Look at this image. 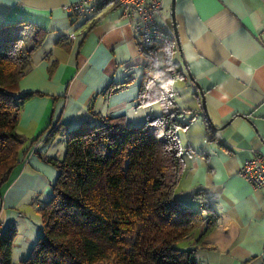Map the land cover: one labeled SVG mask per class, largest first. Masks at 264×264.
Wrapping results in <instances>:
<instances>
[{"label":"crops","instance_id":"obj_1","mask_svg":"<svg viewBox=\"0 0 264 264\" xmlns=\"http://www.w3.org/2000/svg\"><path fill=\"white\" fill-rule=\"evenodd\" d=\"M73 1L0 0V25L21 23L44 31L18 81L19 94L36 93L23 103L18 118L26 152L0 189V222L13 227L12 264L29 254L39 236L34 229L39 218L29 220L30 203L36 212L48 201L58 173L41 156L64 154L54 152L50 142L95 125L98 115L122 116L138 125L162 111L160 102L139 103L147 58L128 21L111 4L99 5L85 18L74 16L63 9ZM174 15L183 57L171 0H163L157 21L173 30L175 61L184 71L173 82L174 98L187 123L178 130L183 168L174 193L183 205L197 207L191 193L202 188L219 214L216 229L196 248V259L199 264H264V197L238 174L245 159L264 155V0H174ZM202 231L203 226L198 234Z\"/></svg>","mask_w":264,"mask_h":264},{"label":"trees","instance_id":"obj_2","mask_svg":"<svg viewBox=\"0 0 264 264\" xmlns=\"http://www.w3.org/2000/svg\"><path fill=\"white\" fill-rule=\"evenodd\" d=\"M31 30L0 25V189L27 148L17 124L23 103L36 93L19 94L18 81L44 36ZM141 51L147 61L138 100L160 102L161 113L138 125L98 115L95 125L66 133L62 158L41 156L58 173L38 209L43 233L17 264H199L196 248L216 229L219 214L202 188L191 193L197 207L183 205L174 193L183 168L178 130L187 123L173 82L184 71L174 60L172 38ZM212 129L208 123V135ZM10 245L11 235L4 234V264H12Z\"/></svg>","mask_w":264,"mask_h":264},{"label":"built area","instance_id":"obj_3","mask_svg":"<svg viewBox=\"0 0 264 264\" xmlns=\"http://www.w3.org/2000/svg\"><path fill=\"white\" fill-rule=\"evenodd\" d=\"M101 4H111L113 9L128 21L140 50L147 51L172 38V28L165 21H157V17L161 15L163 0H76L63 5V9L74 16L85 18L92 15ZM74 35L72 32L68 37L73 38ZM238 174L264 197V155L255 153L245 159L238 169ZM12 230V226L5 227L0 222V238L4 234L12 233ZM0 264H4L1 255Z\"/></svg>","mask_w":264,"mask_h":264},{"label":"rangeland","instance_id":"obj_4","mask_svg":"<svg viewBox=\"0 0 264 264\" xmlns=\"http://www.w3.org/2000/svg\"><path fill=\"white\" fill-rule=\"evenodd\" d=\"M176 59V55H175V57H174V60ZM177 60V59H176ZM52 140V139H51ZM51 145V146H50ZM48 146H50L51 147V149L54 151V152H63V150H64V139L63 138H60V137H57V138H55L54 140H52V142H50V144L48 145ZM45 148V144H42L40 147H39V150H41V152L43 151V149ZM26 203V205H25V207L27 206V202H25ZM24 203V204H25ZM29 203V202H28ZM44 204V203H43ZM32 205V206H31ZM35 204H31L30 203V208H29V211L31 212V219L29 218V220H31V222H34L35 223V221L36 220H38V218H39V221L37 222L36 221V223H35V227H34V229L37 231V234H39V236L43 233V229H42V226H41V223H40V217H38V216H36L37 215V213H38V210L35 212V211H33L34 209H33V206H34ZM31 209V210H30ZM21 211H23L24 209H20ZM25 212H28V211H26V210H24ZM34 219H36V220H34ZM180 246H183V244L182 243H180L179 244ZM99 264H110V263H107V262H102V263H99Z\"/></svg>","mask_w":264,"mask_h":264},{"label":"water","instance_id":"obj_5","mask_svg":"<svg viewBox=\"0 0 264 264\" xmlns=\"http://www.w3.org/2000/svg\"><path fill=\"white\" fill-rule=\"evenodd\" d=\"M171 17H172V21H173V30H174L175 39H176L177 44H178V50L180 51L178 33H177V29H176V24H175L174 0H171ZM180 56L183 57V54H182L181 51H180ZM182 63L184 65V67H185V61H184V59H183ZM187 74L190 76V78H192V76L190 75V73H188V71H187ZM195 85L197 86L198 91H199V95H200L201 102H202V106H203V111H204L205 115L208 117V113H207L206 105H205L204 94H203L201 88L198 86V84L196 82H195Z\"/></svg>","mask_w":264,"mask_h":264}]
</instances>
